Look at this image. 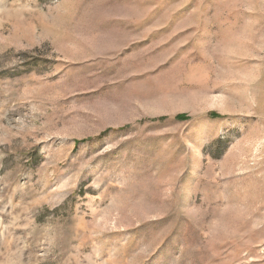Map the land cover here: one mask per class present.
I'll list each match as a JSON object with an SVG mask.
<instances>
[{
	"label": "rangeland",
	"instance_id": "obj_1",
	"mask_svg": "<svg viewBox=\"0 0 264 264\" xmlns=\"http://www.w3.org/2000/svg\"><path fill=\"white\" fill-rule=\"evenodd\" d=\"M0 264H264V0H0Z\"/></svg>",
	"mask_w": 264,
	"mask_h": 264
},
{
	"label": "trees",
	"instance_id": "obj_2",
	"mask_svg": "<svg viewBox=\"0 0 264 264\" xmlns=\"http://www.w3.org/2000/svg\"><path fill=\"white\" fill-rule=\"evenodd\" d=\"M104 133H105V132H104ZM104 133H103V134H104Z\"/></svg>",
	"mask_w": 264,
	"mask_h": 264
}]
</instances>
